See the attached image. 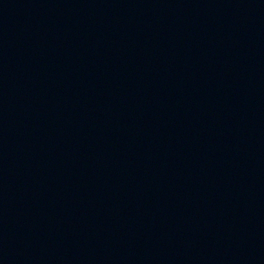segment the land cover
<instances>
[{"label":"water","instance_id":"1","mask_svg":"<svg viewBox=\"0 0 264 264\" xmlns=\"http://www.w3.org/2000/svg\"><path fill=\"white\" fill-rule=\"evenodd\" d=\"M0 264H264V0H0Z\"/></svg>","mask_w":264,"mask_h":264}]
</instances>
